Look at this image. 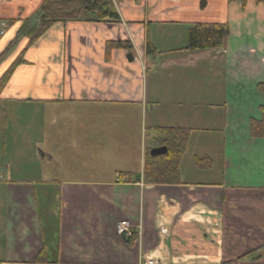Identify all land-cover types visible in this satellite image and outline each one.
<instances>
[{
  "label": "crops",
  "instance_id": "obj_1",
  "mask_svg": "<svg viewBox=\"0 0 264 264\" xmlns=\"http://www.w3.org/2000/svg\"><path fill=\"white\" fill-rule=\"evenodd\" d=\"M45 1L0 0V56L16 40L0 58V77L29 41L18 31L37 24ZM112 1L117 20L53 25L0 94L9 104H44L45 111L66 102L79 105L81 116L94 105L122 112L106 116L104 131L97 108L91 117L98 130L65 129V114L57 116L46 134L61 161L41 150L44 180L19 178L7 186L0 264H264V257L253 259L264 246V4ZM195 23L227 24L224 47L187 49ZM118 40L131 48L113 49L107 59L106 42ZM135 111L146 130L133 168ZM112 137L111 153L99 150ZM163 146L167 152L151 155ZM115 151L122 163L101 171L100 154ZM148 155L155 159L147 170ZM47 163L59 170L49 173ZM170 166L176 175L166 177ZM47 185H58L55 203ZM125 220L141 226L136 241L118 232Z\"/></svg>",
  "mask_w": 264,
  "mask_h": 264
},
{
  "label": "rangeland",
  "instance_id": "obj_2",
  "mask_svg": "<svg viewBox=\"0 0 264 264\" xmlns=\"http://www.w3.org/2000/svg\"><path fill=\"white\" fill-rule=\"evenodd\" d=\"M31 106L19 105V104H9L5 100H0V239L4 237L6 232V219L2 213L6 207L7 194L6 189L9 184L16 179H37V182H41L45 177L41 175V165L44 161L41 150H47L52 154H56L57 159L61 161L60 153L54 152L51 147V140L48 139L50 131L55 130L54 124L58 123L57 116L65 114L64 120L68 123L62 126L66 128H78V129H97L93 124L91 117L94 108L96 112L101 115V130L104 131L108 127L103 124V120L106 121V116L112 114H121L118 106L114 107H97L94 106H84V116H81L79 105L74 107H69L66 102H53L49 103V109L45 111L44 104L37 103ZM134 106V105H133ZM100 117V116H99ZM141 117V116H140ZM74 120L73 123L70 122ZM132 126H130V131L132 132L131 142L128 145L130 150V159L128 160L133 168L139 162L141 156V143L145 138V122L141 123V120L135 111L132 114ZM63 123V122H62ZM108 125H114V122H109ZM99 126V125H98ZM98 130V129H97ZM49 132L48 134H46ZM147 141L150 140V134L147 132ZM114 137L105 138V140L99 142V150L102 148L105 152H110L112 148H108L109 144H114ZM149 148L150 146H148ZM116 150V148H113ZM99 155V153H98ZM97 155V156H98ZM115 156V157H113ZM108 157H111L106 161ZM122 157V154H121ZM142 157V156H141ZM86 156H83L84 163H79L78 170L81 169L86 162ZM48 161V160H47ZM98 166L106 169L101 171H106L107 173H112V166L116 162L122 161V158H117L116 151L107 156L100 154ZM49 163V162H48ZM47 163V168L49 173H55L59 170V167H53ZM122 163V162H120ZM144 166L141 163V166ZM55 166H58L56 164ZM108 167V168H107ZM111 167V168H109ZM137 171V170H136ZM47 174V171L45 172ZM39 189V185L36 186ZM46 188L49 190L50 197L49 201L55 203L54 197L58 189V185H47Z\"/></svg>",
  "mask_w": 264,
  "mask_h": 264
},
{
  "label": "trees",
  "instance_id": "obj_3",
  "mask_svg": "<svg viewBox=\"0 0 264 264\" xmlns=\"http://www.w3.org/2000/svg\"><path fill=\"white\" fill-rule=\"evenodd\" d=\"M233 1V0H231ZM238 1V0H237ZM245 2L246 0H239ZM257 2L264 4V0H257ZM205 0H202L201 5L204 6ZM119 18L115 4L112 0H46L37 16V24L32 28L23 26L18 31V36L26 35L29 39L26 47L17 55L16 59L10 67L0 77V94L13 76L17 67L26 63L25 54L27 50L34 45L40 37H42L53 25L56 23H67L71 21H105L117 20ZM28 24V23H27ZM230 35V28L227 24L218 23H195L189 27L188 30V45L187 49L200 50V49H222L225 45L226 39ZM16 45L14 39L8 47L1 54L0 58L7 55ZM131 48L129 42L126 41H107L106 42V58L110 59L113 49ZM259 89L264 91V84H259ZM264 112V107L262 108ZM264 122V121H263ZM262 122V123H263ZM256 122H252L253 134ZM176 130V129H175ZM256 135V134H254ZM258 135V134H257ZM262 135V134H259ZM152 156L148 155L146 165L147 170L150 169L151 161L154 160ZM151 162V163H150ZM170 162V161H169ZM160 167V166H159ZM158 167V168H159ZM153 169V168H152ZM163 171L164 168L160 167ZM150 171V170H149ZM169 173L162 174L164 176H171L175 174L172 171V166L168 168ZM126 174H119L120 178L124 180ZM255 250L250 252L251 254ZM250 253L246 255H250ZM245 255V256H246ZM264 257V246L261 247L253 259L258 260ZM218 264H233V261H224Z\"/></svg>",
  "mask_w": 264,
  "mask_h": 264
},
{
  "label": "built area",
  "instance_id": "obj_4",
  "mask_svg": "<svg viewBox=\"0 0 264 264\" xmlns=\"http://www.w3.org/2000/svg\"><path fill=\"white\" fill-rule=\"evenodd\" d=\"M2 34V31L0 32ZM135 227L131 225L128 220L121 221L117 225L118 232L124 236L127 242L136 241L139 235H141V226L137 230L134 229ZM143 264H159L156 260H145Z\"/></svg>",
  "mask_w": 264,
  "mask_h": 264
},
{
  "label": "water",
  "instance_id": "obj_5",
  "mask_svg": "<svg viewBox=\"0 0 264 264\" xmlns=\"http://www.w3.org/2000/svg\"><path fill=\"white\" fill-rule=\"evenodd\" d=\"M129 58H130V60L133 59V56L131 53L129 54ZM165 152H167V147L163 146V147H158V148L152 149L150 153L152 156H158V155L163 154Z\"/></svg>",
  "mask_w": 264,
  "mask_h": 264
},
{
  "label": "flooded vegetation",
  "instance_id": "obj_6",
  "mask_svg": "<svg viewBox=\"0 0 264 264\" xmlns=\"http://www.w3.org/2000/svg\"><path fill=\"white\" fill-rule=\"evenodd\" d=\"M150 152H151V150H150ZM117 180L119 181V180H122V179L119 177V178H117Z\"/></svg>",
  "mask_w": 264,
  "mask_h": 264
}]
</instances>
